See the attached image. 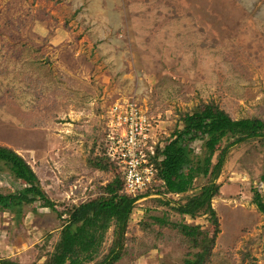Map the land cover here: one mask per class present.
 <instances>
[{"label": "rangeland", "instance_id": "1", "mask_svg": "<svg viewBox=\"0 0 264 264\" xmlns=\"http://www.w3.org/2000/svg\"><path fill=\"white\" fill-rule=\"evenodd\" d=\"M205 102L233 118L264 119V0H0V145L32 166L55 205L38 199L17 215L0 210V262L44 264L65 208L102 194L121 164L113 153V135L124 133L119 106L135 103L151 122L146 141L161 148ZM201 142L190 143L192 154ZM263 152L249 139L226 154L205 264H264V214L252 201L254 189L264 196ZM97 160L102 168L89 162ZM206 180L193 178L189 193ZM23 186L0 171V192ZM183 197H139L114 264H182L186 244L150 226L149 215L200 224L211 236L204 215L173 209ZM114 237L110 226L98 258Z\"/></svg>", "mask_w": 264, "mask_h": 264}, {"label": "trees", "instance_id": "2", "mask_svg": "<svg viewBox=\"0 0 264 264\" xmlns=\"http://www.w3.org/2000/svg\"><path fill=\"white\" fill-rule=\"evenodd\" d=\"M181 121V128L176 127L166 144L161 148L155 147L154 154L150 156V162L155 168L153 179L158 181H152L142 192L127 194L123 190L120 167H117L113 178L102 186L101 195L65 208L68 216L44 264H114L119 261L125 251L126 231L134 203L139 197L152 192L184 195L173 209L178 214L191 218L204 215L213 224L214 233L210 236L200 224L173 221L164 215L148 216L150 226L167 227L179 242L186 244L187 257L182 264H205L218 230V218L211 203L212 198L220 193L215 180L219 177L226 154L232 146L256 139L264 147V119L257 115L233 118L217 104L205 102L191 113H185ZM195 139L202 141L200 155L192 154L189 146ZM102 161L89 162L99 169L103 167ZM3 169L23 181L25 186L6 193L0 192L1 211H13L17 215L24 204L38 199L45 201L52 209L55 208L53 200L36 178L32 166L16 150L6 145H0V171ZM185 169L186 173L183 175L182 171ZM198 176L206 177V183L197 192L189 193L192 179ZM260 178L264 181V152ZM157 200L168 205L170 203L169 200ZM252 201L264 214V196L256 189ZM110 226H113L115 237L108 252L98 258ZM150 230L156 231V240H161L162 235L155 228ZM0 264L14 263L5 260Z\"/></svg>", "mask_w": 264, "mask_h": 264}, {"label": "built area", "instance_id": "3", "mask_svg": "<svg viewBox=\"0 0 264 264\" xmlns=\"http://www.w3.org/2000/svg\"><path fill=\"white\" fill-rule=\"evenodd\" d=\"M117 117L123 121L119 125H123L121 130H124V133L113 135L116 142L113 153L120 159V167L124 166L120 168L123 190L134 195L144 191L154 180L155 168L150 162V156L154 154L156 146L146 141L151 122L135 103H126L123 110L119 106ZM118 137H121V140Z\"/></svg>", "mask_w": 264, "mask_h": 264}]
</instances>
